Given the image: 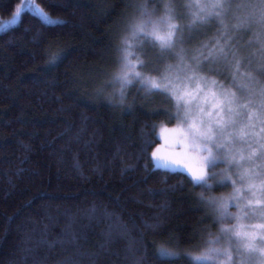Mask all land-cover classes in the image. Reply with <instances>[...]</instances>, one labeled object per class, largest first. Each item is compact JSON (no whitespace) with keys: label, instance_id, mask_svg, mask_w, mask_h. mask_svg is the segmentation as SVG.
<instances>
[{"label":"trees","instance_id":"1","mask_svg":"<svg viewBox=\"0 0 264 264\" xmlns=\"http://www.w3.org/2000/svg\"><path fill=\"white\" fill-rule=\"evenodd\" d=\"M21 1L0 0V24ZM36 1L62 22L25 12L0 33V264H191L184 253L202 249L204 229L218 231L197 202L202 190L140 152L154 124L175 123L163 114L171 102L144 98L137 85L120 105L115 90L101 88L133 5H157ZM216 33L213 26L186 47ZM233 36L259 69L258 30ZM165 241L181 253L174 261L156 252Z\"/></svg>","mask_w":264,"mask_h":264},{"label":"snow or ice","instance_id":"2","mask_svg":"<svg viewBox=\"0 0 264 264\" xmlns=\"http://www.w3.org/2000/svg\"><path fill=\"white\" fill-rule=\"evenodd\" d=\"M151 3L157 6L149 9L147 2L133 5L137 14L125 22L117 45L116 68L107 84L115 88L113 97L118 96L120 105L126 103L128 89L137 85L144 98L162 95L171 102L163 114L178 126L171 130L159 126L157 133L158 126L154 124V135L143 139L140 152L157 168H183L193 188L202 190L197 202L211 210L212 224L218 232L203 230L207 234L201 245L203 251L194 256L184 253L191 264H264V166L239 171L244 161H264V84L250 73L241 72L244 57L233 47V33L256 28L262 51L258 71L264 76V0ZM32 7L30 3H20L9 23H17ZM36 11L44 22L53 23L42 9ZM213 26L217 33L210 40L195 48L186 47ZM58 59L59 53L49 63L55 64ZM221 68L227 70L235 92L204 75L223 76ZM201 97L204 107L197 103ZM209 97L213 100L211 110L207 106ZM257 123L259 134L254 131ZM157 136L163 144L154 147ZM238 144L247 145V156L243 147L237 148ZM173 147L179 151H171ZM225 165L223 172L215 171ZM234 170L236 179L231 175ZM238 182L247 187H237ZM229 185L233 193L228 197L212 195L218 187ZM231 208H236L238 214L234 216ZM241 220L255 222L245 227L239 223ZM156 252L173 261L181 255L169 241L158 246Z\"/></svg>","mask_w":264,"mask_h":264},{"label":"rangeland","instance_id":"3","mask_svg":"<svg viewBox=\"0 0 264 264\" xmlns=\"http://www.w3.org/2000/svg\"><path fill=\"white\" fill-rule=\"evenodd\" d=\"M190 2H194V0H183V3H190ZM201 3L205 2V0H200ZM237 3H250L252 2V0H236ZM21 3H30L31 5H33L34 7L32 8H29L26 12H30V13H33L35 14L36 16H38L42 21L43 19L41 18L40 16V13L38 11H36L37 8L39 9H42L36 0H22ZM43 10V9H42ZM44 11V10H43ZM44 13H46L44 11ZM49 17L50 20L53 21V23H47V24H50V25H54V24H59L62 22L61 19L59 18H54L52 16H50L48 13H46ZM162 14V12L158 13V15ZM13 17H11L10 19L8 20H5L3 21L1 24H0V33L1 32H4L8 29H10L11 27L17 25L19 23V21L15 24H10L9 22L12 20ZM44 22V21H43ZM46 23V22H45ZM7 25V27H6ZM234 47V46H233ZM148 56H151L152 53L149 52L147 53ZM240 55L242 57H244V65L243 67L241 68V72H247V73H250L253 77H255V79L257 81H259L260 83L264 84V76H262L259 71H258V68H257V65L253 64L251 65V62L249 63V61L251 60L250 56H246L245 54L243 55V53H240ZM135 62V61H134ZM221 72L224 73V75H218V74H210V73H204V75H206V77L209 79V80H217L219 83L221 84H224L226 87L229 88L230 91H233L235 92L236 91V88L234 87H230L231 85V79L227 77V70L221 68ZM102 83V82H101ZM107 85V87H106ZM118 87V86H117ZM102 89H105V91H114L115 88H113L112 86L108 85V84H105V85H102L101 86ZM116 91V90H115ZM237 95H239V93H237ZM197 103L201 106V107H204L205 106V102H204V99L203 97H201V99L199 101H197ZM213 103V100L211 97L208 98V101H207V106L209 108V110H211V104ZM254 112L256 111V108H253L252 109ZM160 126H163V127H166L168 128L169 130L171 129H174L178 126L177 122L175 121V123L173 125H160ZM259 128H260V125L257 123L256 125V128L254 129V131L259 134ZM160 131V128L158 127L156 132L158 133ZM157 138L159 139V137L157 136ZM163 144V141L160 140V145ZM240 147H243L245 149L244 151V155L247 156V145H237V148H240ZM171 151H179L178 149H175L174 147L172 149H170ZM255 160V163H250L248 161H244L243 162V167L239 169L240 172H243L245 171L246 169H250V168H256L257 165H261V166H264V161H261L259 159H256V158H253ZM237 160H239V156H237ZM154 164V162H153ZM155 167V165H154ZM225 166H222V167H219V168H216L215 171L217 173H220V172H223L225 170ZM157 168V167H155ZM158 169H162V170H166V171H171V172H182V173H185L187 175V173L185 172V170L181 167H174V166H171L169 168H158ZM258 170V169H257ZM236 170L233 171V173H231V175L233 176V179H236V174H235ZM237 187H244L246 188L247 185H240L239 182L237 183ZM233 193V188L231 185H229L228 187H218L216 191H214L212 193V195L214 196H217V197H228L230 194ZM231 213L235 216L237 215V209L236 208H231L230 209ZM255 221H248V220H241L239 223L241 225H244L245 227L249 224V223H253ZM236 221H233V224H235ZM225 227L227 226H230V225H224ZM218 232V231H217ZM203 251V248L198 252V253H189L190 255H199L201 252ZM189 256V255H188Z\"/></svg>","mask_w":264,"mask_h":264}]
</instances>
